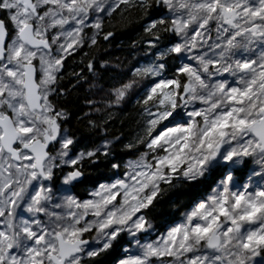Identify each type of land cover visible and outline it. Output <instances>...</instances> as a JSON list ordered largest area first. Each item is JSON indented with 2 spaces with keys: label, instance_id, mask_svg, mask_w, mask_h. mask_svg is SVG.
Returning <instances> with one entry per match:
<instances>
[{
  "label": "snow or ice",
  "instance_id": "obj_1",
  "mask_svg": "<svg viewBox=\"0 0 264 264\" xmlns=\"http://www.w3.org/2000/svg\"><path fill=\"white\" fill-rule=\"evenodd\" d=\"M0 264H264V0H0Z\"/></svg>",
  "mask_w": 264,
  "mask_h": 264
},
{
  "label": "trees",
  "instance_id": "obj_2",
  "mask_svg": "<svg viewBox=\"0 0 264 264\" xmlns=\"http://www.w3.org/2000/svg\"><path fill=\"white\" fill-rule=\"evenodd\" d=\"M136 36V32L135 31H128L126 33H124L123 35H121L120 37L117 38V40L115 41V44H119L120 43V40H124V41H129L130 39L134 38ZM114 55H117V56H125L126 53L124 52H119V51H114L113 52ZM77 60L79 59V57L76 58ZM114 129H120L121 127V124H120V120L117 119L115 124L112 126ZM125 127H127V125H125Z\"/></svg>",
  "mask_w": 264,
  "mask_h": 264
}]
</instances>
